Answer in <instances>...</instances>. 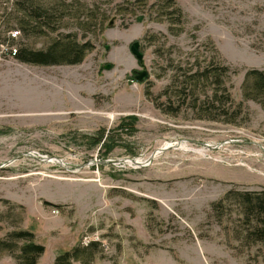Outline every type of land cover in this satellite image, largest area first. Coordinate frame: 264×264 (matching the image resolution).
I'll return each instance as SVG.
<instances>
[{
    "label": "rangeland",
    "instance_id": "374dc122",
    "mask_svg": "<svg viewBox=\"0 0 264 264\" xmlns=\"http://www.w3.org/2000/svg\"><path fill=\"white\" fill-rule=\"evenodd\" d=\"M175 1L0 0V264H264V0Z\"/></svg>",
    "mask_w": 264,
    "mask_h": 264
},
{
    "label": "trees",
    "instance_id": "16d2710c",
    "mask_svg": "<svg viewBox=\"0 0 264 264\" xmlns=\"http://www.w3.org/2000/svg\"><path fill=\"white\" fill-rule=\"evenodd\" d=\"M167 7H171V11L177 12L182 15L181 8L176 4L175 0H168ZM171 29V28H170ZM88 49V45L85 43L76 44H63L58 46L56 44L51 45L46 50L31 51L28 49H21L19 53H14V55L21 61L31 62L36 64H63L70 63L74 64L83 58L85 51ZM222 70L225 72L228 70V65L224 64L221 66ZM250 75L255 76L256 85L264 86V73L259 70H250L247 72V77ZM239 192V191H238ZM243 195L245 199V210L248 209L249 212H256L258 217L263 219L264 223V192L257 191H242L239 192ZM252 196H254L252 198ZM255 198V199H254ZM58 206L57 204H54ZM261 225V224H260ZM261 227V226H260ZM264 227V226H263ZM258 231H263V228H257ZM20 238H24V243L19 247V254L17 258V264H35L37 258L42 254L44 247L41 244L35 243L32 239V232L22 230L16 232ZM5 242L0 240V250L5 249ZM71 255L70 252H65L56 257L55 264H64L63 259L66 256Z\"/></svg>",
    "mask_w": 264,
    "mask_h": 264
},
{
    "label": "water",
    "instance_id": "95a60500",
    "mask_svg": "<svg viewBox=\"0 0 264 264\" xmlns=\"http://www.w3.org/2000/svg\"><path fill=\"white\" fill-rule=\"evenodd\" d=\"M111 23H112V21H110V24ZM106 48H107V46H106ZM129 49H130L131 54L137 60L138 65L140 67V69L134 70V78L137 81L143 82L144 80L149 78V72L145 68L144 55H143V52L140 50V42L138 40L132 41L129 45ZM110 67H111V64H109V63L104 65L105 69H109Z\"/></svg>",
    "mask_w": 264,
    "mask_h": 264
},
{
    "label": "built area",
    "instance_id": "2783aa9c",
    "mask_svg": "<svg viewBox=\"0 0 264 264\" xmlns=\"http://www.w3.org/2000/svg\"><path fill=\"white\" fill-rule=\"evenodd\" d=\"M17 33H18V31H16V30H15V31H13V35H16Z\"/></svg>",
    "mask_w": 264,
    "mask_h": 264
}]
</instances>
